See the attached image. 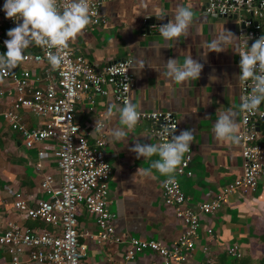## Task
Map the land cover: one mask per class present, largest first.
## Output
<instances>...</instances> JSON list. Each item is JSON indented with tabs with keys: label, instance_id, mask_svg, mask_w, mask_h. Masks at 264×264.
Wrapping results in <instances>:
<instances>
[{
	"label": "crops",
	"instance_id": "obj_1",
	"mask_svg": "<svg viewBox=\"0 0 264 264\" xmlns=\"http://www.w3.org/2000/svg\"><path fill=\"white\" fill-rule=\"evenodd\" d=\"M207 0H105L101 15L106 22L95 29H84L83 33L69 45L81 51L97 68H103L121 59H135V70L131 67L134 84L130 92L131 103L137 111L167 110L179 119L178 134L192 130L194 140L192 176H181L184 191L192 203L209 201L243 173L242 155L239 143L218 141L213 136V125L219 114L231 109L236 113L237 132L241 125L240 83L236 77L240 72L239 55L231 48L219 53L208 52V45L214 35L224 29L232 32L233 43L239 45L240 25L235 16L225 17L205 11ZM189 7L193 21L187 37L181 36L165 42L160 34V25L173 18L177 6ZM158 23L148 26L146 19L157 17ZM148 28L149 31H145ZM0 41L4 42L0 38ZM231 47V45H229ZM207 53V54H206ZM206 54V55H205ZM204 65L198 80L177 83L164 75L163 63L168 58H177L180 63L188 57ZM160 66L158 73L154 68ZM211 77H215L213 80ZM0 88L8 91L0 100V112L10 106L12 90L9 82L0 78ZM110 94L96 95L94 109L88 99L78 102L76 120L83 132L93 141L97 120L107 136V155L113 172L109 184V207L115 214L117 232H127L142 239H156L172 246L184 230L183 221L176 216L173 207L165 204L162 184L166 177L155 170L150 176L144 170L150 168V160L136 158L130 148L140 143L158 144L151 131L149 120H139L126 140L116 141L112 131L121 127L119 109L123 107ZM111 110V115L109 114ZM25 121L30 127L43 125V120L30 111H24ZM49 154L38 169V150ZM55 143L45 140L29 148L23 137L0 117V230L9 221L20 226L33 228L48 227L33 220L14 206L17 193L23 194L30 205L46 198L41 187L43 174L60 176L56 158L53 155ZM212 228L214 237L208 234ZM78 229L81 241L86 244V255L82 264H118L124 261V243L98 242L91 234H97L99 227L96 216L81 206L78 212ZM208 247L204 252L202 248ZM237 246L239 257H250L254 262L264 258V175L259 181L258 191L253 194L241 190L229 194L222 207L201 216L198 243L191 264H214L227 254L230 264L238 257L229 254L228 249ZM11 255L0 246V264H10ZM149 260L161 262L156 253L145 251L129 264H147ZM209 260V261H208ZM38 264V263H23Z\"/></svg>",
	"mask_w": 264,
	"mask_h": 264
},
{
	"label": "built area",
	"instance_id": "obj_2",
	"mask_svg": "<svg viewBox=\"0 0 264 264\" xmlns=\"http://www.w3.org/2000/svg\"><path fill=\"white\" fill-rule=\"evenodd\" d=\"M105 0H90L91 22L85 29H95L106 22L101 15ZM5 0H0V38L9 39L7 32L16 26L14 20L6 18L3 10ZM70 0H59L63 8ZM205 11L225 17L235 16L239 25L240 49L248 47L255 39L264 35V0H207ZM250 37V39H248ZM0 41V53L6 52ZM240 60V57H239ZM239 64V63H238ZM131 60L121 59L103 68H97L79 50L68 46L61 56L59 67L53 70L47 60L45 50L32 46L25 50V60L9 75L0 77L12 87L10 106L0 112V117L23 137L29 148L45 140H53L60 176L43 174L41 187L46 198L30 205L21 193H17L14 206L28 217L45 223L48 227L33 228L20 226L9 221L0 230V246L11 255L10 264H82L86 255V244L81 241L78 229V212L81 206L96 216L99 231L91 234L98 242L124 243V261L129 264L145 251L161 256V262L149 260L147 264H191L198 243L201 216L219 210L226 197L234 191L253 194L258 191L259 181L264 175V103L254 114L241 112L238 131L242 155L243 173L228 184L222 192L209 201L192 203L184 191L180 177L192 176L193 148L185 154L167 186L162 184V196L166 205L174 208L176 216L184 223V230L178 240L168 246L156 239H142L127 232H117L115 214L109 207V184L113 168L107 155V136L98 131V136L90 141L76 120L78 102L88 99L90 109H94L96 95L110 94L113 87L114 98L123 106L131 102L130 92L134 84ZM251 81L240 82V103L250 95ZM8 91L0 88V100ZM30 111L43 120V125L30 127L24 116ZM139 120H149L151 131L159 143L169 141L172 131L178 135L179 119L172 111H138ZM102 123V122H100ZM45 149L38 150L36 166L41 169L48 157ZM208 234L214 237L212 228ZM204 252L208 247L202 248ZM228 252L239 257L237 246ZM209 261V260H208Z\"/></svg>",
	"mask_w": 264,
	"mask_h": 264
},
{
	"label": "clouds",
	"instance_id": "obj_3",
	"mask_svg": "<svg viewBox=\"0 0 264 264\" xmlns=\"http://www.w3.org/2000/svg\"><path fill=\"white\" fill-rule=\"evenodd\" d=\"M3 10L6 18L17 23L7 32L9 39L4 41L7 51L0 53V77L9 75L20 66L25 60V50L32 46L45 50L51 68L57 69L69 42L83 33L91 22L92 15L90 0H70V3L63 8L60 7L59 0H5ZM156 18L160 19L159 16ZM192 21V10L179 5L173 18L160 25V34L165 42L175 41L181 36L187 37ZM233 37L235 35L232 32L224 29L214 35L208 45V52L219 53L231 48L239 55L240 72L236 79L238 83L251 81V93L242 98L239 111L254 114L264 103V35L255 39L250 47L246 41L243 50L233 43ZM130 66L135 70H142L145 67V65L137 66L135 59ZM148 66L152 67L151 63ZM203 67L204 65L192 56H188L183 63L171 57L163 63L164 75L177 83L198 80ZM154 69L160 72V66ZM211 79L216 78L211 77ZM118 111L121 127L113 129L112 138L116 141H125L137 125L140 114L136 106L128 101ZM109 114L111 115V110ZM102 128L103 124L97 120L94 133ZM174 132L175 130L172 131L169 141L159 144L137 141L130 148L137 159L142 157L150 160L154 156L158 157L152 160L150 168L144 170V175L150 176L155 170L161 176L168 178L164 186L174 179V174L182 165L184 156L194 140L192 130H182L178 135ZM212 132L218 141L239 143L236 113L229 109L219 114Z\"/></svg>",
	"mask_w": 264,
	"mask_h": 264
},
{
	"label": "trees",
	"instance_id": "obj_4",
	"mask_svg": "<svg viewBox=\"0 0 264 264\" xmlns=\"http://www.w3.org/2000/svg\"><path fill=\"white\" fill-rule=\"evenodd\" d=\"M227 259H228L227 254H224L219 258L218 263L216 262L214 264H228ZM230 264H264V258L258 260V262H254L250 257L243 256L236 258Z\"/></svg>",
	"mask_w": 264,
	"mask_h": 264
},
{
	"label": "water",
	"instance_id": "obj_5",
	"mask_svg": "<svg viewBox=\"0 0 264 264\" xmlns=\"http://www.w3.org/2000/svg\"><path fill=\"white\" fill-rule=\"evenodd\" d=\"M155 21H157L156 17H149V18L146 19V24L148 26H150V25H154L155 23H158V22H155ZM160 23H163V22H160ZM145 31H149L148 28H146Z\"/></svg>",
	"mask_w": 264,
	"mask_h": 264
}]
</instances>
